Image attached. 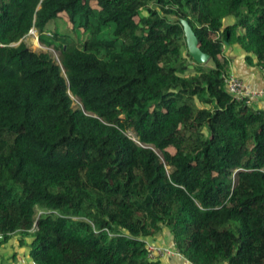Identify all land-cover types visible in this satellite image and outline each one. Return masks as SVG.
<instances>
[{
    "label": "trees",
    "instance_id": "1",
    "mask_svg": "<svg viewBox=\"0 0 264 264\" xmlns=\"http://www.w3.org/2000/svg\"><path fill=\"white\" fill-rule=\"evenodd\" d=\"M234 45L264 69V0H0V244L161 264L145 242L167 232L189 264H264V111L225 89Z\"/></svg>",
    "mask_w": 264,
    "mask_h": 264
},
{
    "label": "rangeland",
    "instance_id": "2",
    "mask_svg": "<svg viewBox=\"0 0 264 264\" xmlns=\"http://www.w3.org/2000/svg\"><path fill=\"white\" fill-rule=\"evenodd\" d=\"M95 7L96 5L93 4ZM66 18L64 15H62L61 18H58L55 20L54 24L51 23L50 28L56 29L57 31L63 30L66 27H70L68 22H66ZM67 24V25H66ZM34 34L31 36H26L23 39V43L25 44L26 48L28 50H31L35 53H49L51 57L59 62V56L60 52L54 50V48L46 47L45 45L39 43L38 41V33L36 30H33ZM53 33V32H52ZM46 37L51 38V35L49 32L44 34ZM81 35V34H80ZM34 42V44H33ZM38 44V45H37ZM16 46V44L14 45ZM213 66V63L211 61H208L204 67L211 68ZM73 107L77 108L80 107V101L79 99L73 97ZM129 136L134 137V134L129 133ZM156 153L159 155L160 158H163V154L160 151L155 150ZM169 154H173L175 150L173 148L168 150ZM37 213V217H38ZM36 217V218H37ZM31 241L30 236H24L23 237V243L22 245H19V236H12L10 240L7 243H1L0 244V264H34L32 259L29 256V244ZM23 261V263H21Z\"/></svg>",
    "mask_w": 264,
    "mask_h": 264
},
{
    "label": "crops",
    "instance_id": "3",
    "mask_svg": "<svg viewBox=\"0 0 264 264\" xmlns=\"http://www.w3.org/2000/svg\"><path fill=\"white\" fill-rule=\"evenodd\" d=\"M223 55L228 61V71L231 74L243 81L252 90L264 89V70L249 66L245 62L244 52L238 46H225ZM250 106L264 111V100H252ZM154 241L157 246L169 248L174 251L172 238L169 233L164 232L156 237ZM155 260H158L161 264H189L185 259L174 253L164 255Z\"/></svg>",
    "mask_w": 264,
    "mask_h": 264
},
{
    "label": "built area",
    "instance_id": "4",
    "mask_svg": "<svg viewBox=\"0 0 264 264\" xmlns=\"http://www.w3.org/2000/svg\"><path fill=\"white\" fill-rule=\"evenodd\" d=\"M34 29L30 30L27 36L34 34ZM51 35V34H50ZM52 36V35H51ZM264 70V69H263ZM223 82L227 93L236 102H245L247 105L251 104L252 100L263 99L264 100V89L262 90H252L243 81L234 76L231 73L222 75ZM2 236L0 235V240ZM146 249L148 251V258L150 260H155L156 258H161L164 255L176 254L169 248L162 246H157L154 242H145ZM23 263V261H21Z\"/></svg>",
    "mask_w": 264,
    "mask_h": 264
},
{
    "label": "water",
    "instance_id": "5",
    "mask_svg": "<svg viewBox=\"0 0 264 264\" xmlns=\"http://www.w3.org/2000/svg\"><path fill=\"white\" fill-rule=\"evenodd\" d=\"M173 20L179 22L182 29H183L187 53H188L189 57L197 65L205 66V64L210 60V57L201 51L199 44H198L197 37H196L192 27L190 26L189 22L187 20L181 19L179 17H174ZM143 147L151 148L149 146H143ZM151 149L156 153L154 148H151ZM157 156H159V155L157 154Z\"/></svg>",
    "mask_w": 264,
    "mask_h": 264
},
{
    "label": "bare ground",
    "instance_id": "6",
    "mask_svg": "<svg viewBox=\"0 0 264 264\" xmlns=\"http://www.w3.org/2000/svg\"><path fill=\"white\" fill-rule=\"evenodd\" d=\"M33 44H34V42H33ZM35 45V44H34ZM38 45V44H37ZM158 151V150H157Z\"/></svg>",
    "mask_w": 264,
    "mask_h": 264
}]
</instances>
